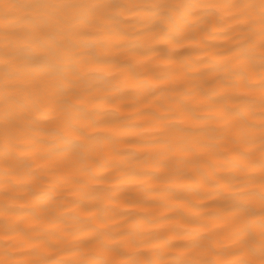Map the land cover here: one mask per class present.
I'll use <instances>...</instances> for the list:
<instances>
[{
    "label": "bare ground",
    "instance_id": "6f19581e",
    "mask_svg": "<svg viewBox=\"0 0 264 264\" xmlns=\"http://www.w3.org/2000/svg\"><path fill=\"white\" fill-rule=\"evenodd\" d=\"M50 2L114 6L51 25L63 81L0 73V257L223 264L241 226L230 222L234 201L255 207L241 223L258 241L260 36L226 5L255 4L258 16L259 0H0V61L6 38L39 23L26 6ZM5 4L17 5L7 18ZM245 46L255 68L237 75ZM69 122L89 138L52 151Z\"/></svg>",
    "mask_w": 264,
    "mask_h": 264
},
{
    "label": "snow or ice",
    "instance_id": "6c2138e0",
    "mask_svg": "<svg viewBox=\"0 0 264 264\" xmlns=\"http://www.w3.org/2000/svg\"><path fill=\"white\" fill-rule=\"evenodd\" d=\"M114 5H102V4H77V3H35L27 5L32 9V12L39 23L36 24L32 31L23 34L22 36H16L6 38L2 47L4 49V59L0 61V73L3 74L5 80L13 79L21 74H26L28 79L26 84L39 87L47 84L50 80L63 81L66 67L55 58L56 51L47 46L46 41L50 37L51 25H67L69 27H76L78 25L88 23V17L83 14L81 10L88 9L94 10L102 7H113ZM237 9V11L243 17L242 23L250 24L253 31L258 27L261 49L259 68L261 72H264V0H259L258 16L249 10H254L257 5L255 4H231L226 5ZM17 5L5 4V17L7 18L10 11L16 8ZM209 7H219L218 5H209ZM48 10V12L42 11ZM14 40H21L23 47H16ZM24 51V57L22 60L17 61L16 53ZM58 51V50H57ZM249 49L247 46L241 47L240 55L244 56L247 60V64H242L235 69V74L244 75L246 71L255 68V64L252 63L251 57L248 55ZM264 86V81L261 82ZM185 111H191V107L188 104H184ZM72 132L68 137H61L60 142L52 151H74L81 145L77 144V141H86L89 137L84 127H77L75 124L69 122ZM264 127V125H262ZM261 159H260V177H259V233L257 241V233L251 228L250 224H242L241 221L244 218L251 220L257 216L255 207L249 205L248 201H234L230 206L231 217L230 222L241 225L237 232V238L235 243L237 247L232 251L234 259L223 262V264H264V137H262V143L260 146ZM27 166V165H26ZM11 230V229H8ZM97 243H101L97 240ZM115 244V241H113ZM114 255L123 254L122 250L118 247L112 248ZM4 255H8L7 252ZM0 264H14L12 260L4 259L0 257ZM28 264H43L39 259L29 261ZM56 264H69L67 261H57ZM75 264H115L113 261L98 256L92 260L86 262H75ZM124 264H141L140 261L128 260ZM143 264H156L153 261H145ZM210 264H218V262H210Z\"/></svg>",
    "mask_w": 264,
    "mask_h": 264
}]
</instances>
